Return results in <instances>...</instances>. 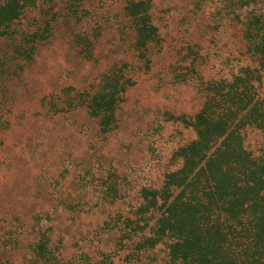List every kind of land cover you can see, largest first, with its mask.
Segmentation results:
<instances>
[{
  "label": "rangeland",
  "instance_id": "1",
  "mask_svg": "<svg viewBox=\"0 0 264 264\" xmlns=\"http://www.w3.org/2000/svg\"><path fill=\"white\" fill-rule=\"evenodd\" d=\"M242 94L264 113V0H0V264H166L170 238L139 249L147 230L117 249L98 235L117 203L99 190L163 169L202 109L225 110L237 141ZM100 95L123 101L118 128L95 137ZM245 127L260 155L263 130ZM88 169L109 182L78 185Z\"/></svg>",
  "mask_w": 264,
  "mask_h": 264
},
{
  "label": "trees",
  "instance_id": "2",
  "mask_svg": "<svg viewBox=\"0 0 264 264\" xmlns=\"http://www.w3.org/2000/svg\"><path fill=\"white\" fill-rule=\"evenodd\" d=\"M242 95L238 113L246 111L238 124L237 141L231 138L234 131L229 133L232 125L225 110L202 109L192 123L196 138L172 147L163 169L152 172L151 167L99 190L100 202L107 194L117 203L98 235L112 234L117 249L147 230L150 235L139 249H153L170 238L166 264H264V148L255 155L244 146L243 135L246 125L264 132V113L251 106L254 99L258 102L257 94ZM107 98L105 102L106 96L100 95L88 105L89 115L97 117L100 126L95 137L118 128V104L123 100ZM156 142L148 145L146 153L162 162L166 153ZM71 157L64 160L60 176L70 173L76 160ZM108 180L88 169L79 174L78 185L101 187ZM73 201L69 194L62 202L74 214L85 212L82 202ZM156 212L160 216L151 226ZM95 238L84 240L91 245Z\"/></svg>",
  "mask_w": 264,
  "mask_h": 264
}]
</instances>
